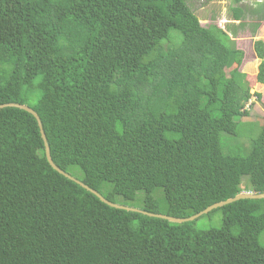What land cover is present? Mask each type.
Segmentation results:
<instances>
[{
	"label": "trees",
	"instance_id": "16d2710c",
	"mask_svg": "<svg viewBox=\"0 0 264 264\" xmlns=\"http://www.w3.org/2000/svg\"><path fill=\"white\" fill-rule=\"evenodd\" d=\"M256 13L249 75L185 0H0V105L31 108L54 165L111 203L186 219L264 194V117L247 155L222 145L264 99L251 93L264 89V0ZM217 212L198 229L110 208L50 167L30 114L0 109V264H264V200L200 218Z\"/></svg>",
	"mask_w": 264,
	"mask_h": 264
},
{
	"label": "rangeland",
	"instance_id": "374dc122",
	"mask_svg": "<svg viewBox=\"0 0 264 264\" xmlns=\"http://www.w3.org/2000/svg\"><path fill=\"white\" fill-rule=\"evenodd\" d=\"M192 12L199 18L202 26L217 25L221 29H225L231 39L235 42L236 48L243 51L245 54V62L242 64L240 71L254 75L258 61L253 52V43L255 37L252 34L253 24L260 18V13L257 11V1L245 0L242 4L236 6L233 0H185ZM263 1V0H261ZM241 8L243 10L242 20L240 22L232 21V9ZM232 21V22H231ZM175 34V32H171ZM263 37L259 34V37ZM264 41V37H263ZM247 60V61H246ZM263 88L255 86L251 93H264ZM34 101H28L29 106L34 105ZM264 99L258 102L254 97L245 106L248 112V117L237 120L238 128L236 137L222 136V145L224 153L245 156L249 152V138L258 136L262 119L264 117ZM248 187L246 181H242L241 188L245 190ZM248 189V188H247ZM245 192V191H244ZM248 192V191H246ZM128 205H132L128 203ZM134 206H136L134 204ZM220 213H214L209 217L200 218L196 222V227L210 228L217 227L220 223ZM260 245H264V232L259 238Z\"/></svg>",
	"mask_w": 264,
	"mask_h": 264
},
{
	"label": "water",
	"instance_id": "95a60500",
	"mask_svg": "<svg viewBox=\"0 0 264 264\" xmlns=\"http://www.w3.org/2000/svg\"><path fill=\"white\" fill-rule=\"evenodd\" d=\"M5 108H15V109H18V110H21V111H24V112L30 114L35 119V121L37 123L38 129L40 132V136H41V139H42L43 145H44L45 157H46V160H47L48 164L50 165V167L55 172H57L59 175L63 176L64 178H66V179L70 180L71 182L75 183L76 185L80 186L82 189H84L85 191L89 192L94 197H96L101 203H103L104 205H106L110 208L142 214V215L150 217V218L161 219V220L167 221L169 223H173V224H183V223L193 222V221L199 219L200 217L209 214L210 212H212L214 210H217L219 208L230 205V204L235 203V202L240 201V200H264V194H254L251 192H242V193L238 194L237 196H235L234 198H231V199H228L226 201L211 205L208 208H206L205 210H203L202 212H200V213H198L192 217L186 218V219L169 217V216L162 215V214L148 213V212H144V211H141L139 209H136V208H131V207L111 203V202L107 201L106 199H104L96 191L88 188L86 185H84L80 181L76 180L75 178H73L69 174L63 172L62 170H60L59 168H57L54 165V163L52 162L51 156H50V150H49V147H48V144H47L44 132H43V128H42L40 119H39L38 115L31 108H29L26 105L15 104V103L0 105V109H5Z\"/></svg>",
	"mask_w": 264,
	"mask_h": 264
},
{
	"label": "crops",
	"instance_id": "0c3cea01",
	"mask_svg": "<svg viewBox=\"0 0 264 264\" xmlns=\"http://www.w3.org/2000/svg\"><path fill=\"white\" fill-rule=\"evenodd\" d=\"M232 22V21H231ZM234 22V21H233Z\"/></svg>",
	"mask_w": 264,
	"mask_h": 264
}]
</instances>
